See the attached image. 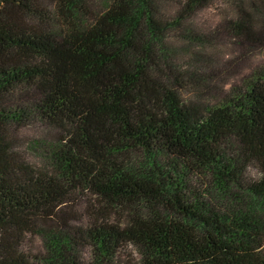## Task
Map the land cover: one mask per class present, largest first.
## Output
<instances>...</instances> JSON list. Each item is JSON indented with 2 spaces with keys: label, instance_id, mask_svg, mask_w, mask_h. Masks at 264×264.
Wrapping results in <instances>:
<instances>
[{
  "label": "trees",
  "instance_id": "obj_1",
  "mask_svg": "<svg viewBox=\"0 0 264 264\" xmlns=\"http://www.w3.org/2000/svg\"><path fill=\"white\" fill-rule=\"evenodd\" d=\"M217 1L0 0V264H33L37 221L56 235L52 264H77L65 244L90 247V264H137L132 248L138 264H264V67L207 110L154 73L159 43ZM222 1L215 33L257 40L264 0ZM34 120L57 131L58 177L12 149ZM76 197L92 223L69 232Z\"/></svg>",
  "mask_w": 264,
  "mask_h": 264
},
{
  "label": "rangeland",
  "instance_id": "obj_2",
  "mask_svg": "<svg viewBox=\"0 0 264 264\" xmlns=\"http://www.w3.org/2000/svg\"><path fill=\"white\" fill-rule=\"evenodd\" d=\"M170 4L164 3L163 8ZM230 12L231 6L218 0L212 8L194 14L193 21L187 25L190 33L179 31L157 47L154 73L162 85L176 92L184 105L210 109L222 102L231 89L242 86L255 71L264 67V32L257 36V40H251V44L215 33L216 29L223 31L220 23ZM255 16L257 22H263L264 14L260 12ZM57 137L56 130L36 120L24 128L15 127L9 136L13 151L22 155L33 168L58 177L60 168L47 147ZM130 160L129 167L134 173L148 171L146 161L140 162L135 156H131ZM164 160L158 159L160 162ZM259 177L255 166L244 170L246 180ZM77 198L70 210L73 221L69 223V232L76 229L86 231L92 223L93 202ZM33 230L26 235L23 252L32 254L33 264H52L55 250L53 237L56 235L46 222L37 221ZM64 232L60 231L57 236L63 238ZM67 235L66 231L65 237ZM64 248H69L68 256L77 264L92 262L90 247L65 244ZM132 253L138 264L142 255L135 248H132Z\"/></svg>",
  "mask_w": 264,
  "mask_h": 264
}]
</instances>
